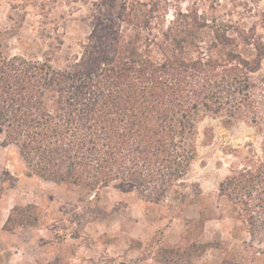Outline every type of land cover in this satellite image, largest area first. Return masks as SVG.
Returning a JSON list of instances; mask_svg holds the SVG:
<instances>
[{
  "label": "trees",
  "instance_id": "obj_1",
  "mask_svg": "<svg viewBox=\"0 0 264 264\" xmlns=\"http://www.w3.org/2000/svg\"><path fill=\"white\" fill-rule=\"evenodd\" d=\"M97 1L68 69L9 54L12 36L0 30L3 146L17 150L29 177L87 195L109 187L135 192L163 204L173 220L202 195L187 179L199 124H249L261 137L259 151L241 158L219 195L238 208L244 231L263 239L264 15L259 33L256 24L220 23L196 9L174 10L168 21L171 0ZM161 237L162 264H191L186 250Z\"/></svg>",
  "mask_w": 264,
  "mask_h": 264
},
{
  "label": "rangeland",
  "instance_id": "obj_2",
  "mask_svg": "<svg viewBox=\"0 0 264 264\" xmlns=\"http://www.w3.org/2000/svg\"><path fill=\"white\" fill-rule=\"evenodd\" d=\"M113 1L118 6L123 0ZM94 2L0 0V30L12 36L9 54L70 68L91 30ZM189 9L214 14L220 23L256 24L262 33L264 0H171L167 20L174 10ZM198 130V157L187 179L202 195L173 220L163 204L144 203L135 192L109 187L87 195L29 177L17 150L0 137V264H162L159 235L186 250L184 262L191 264H264V237L251 238L235 219L238 208L219 195V184L241 158L259 151L261 137L249 124L225 127L213 118ZM201 209L208 219L203 226L197 222ZM206 244L211 247L200 253Z\"/></svg>",
  "mask_w": 264,
  "mask_h": 264
}]
</instances>
